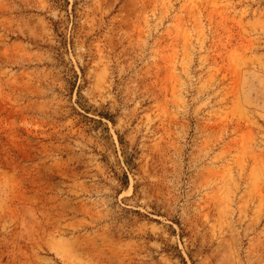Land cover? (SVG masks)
I'll return each mask as SVG.
<instances>
[{"label":"rangeland","instance_id":"1","mask_svg":"<svg viewBox=\"0 0 264 264\" xmlns=\"http://www.w3.org/2000/svg\"><path fill=\"white\" fill-rule=\"evenodd\" d=\"M0 264H264V0H0Z\"/></svg>","mask_w":264,"mask_h":264}]
</instances>
